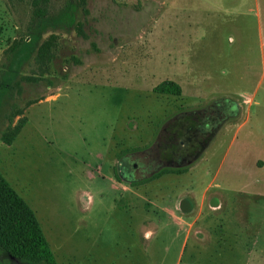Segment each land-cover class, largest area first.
I'll use <instances>...</instances> for the list:
<instances>
[{
    "label": "rangeland",
    "instance_id": "obj_1",
    "mask_svg": "<svg viewBox=\"0 0 264 264\" xmlns=\"http://www.w3.org/2000/svg\"><path fill=\"white\" fill-rule=\"evenodd\" d=\"M32 13L0 0V173L56 262L264 264V0H49ZM163 81L180 95L155 93ZM225 102L235 113L189 162L118 172L177 116ZM0 264L25 263L0 248Z\"/></svg>",
    "mask_w": 264,
    "mask_h": 264
},
{
    "label": "trees",
    "instance_id": "obj_2",
    "mask_svg": "<svg viewBox=\"0 0 264 264\" xmlns=\"http://www.w3.org/2000/svg\"><path fill=\"white\" fill-rule=\"evenodd\" d=\"M49 0H31L33 20L47 16ZM48 51L44 43L38 58L43 60ZM46 58L45 63L51 61ZM21 80H29L22 78ZM153 91L161 95L179 96L180 86L173 81H163L154 87ZM21 126H15L12 133L5 136L3 142L10 145L18 135ZM0 248L9 257L25 264H58L43 236L39 223L27 203L14 191L0 173Z\"/></svg>",
    "mask_w": 264,
    "mask_h": 264
},
{
    "label": "flooded vegetation",
    "instance_id": "obj_3",
    "mask_svg": "<svg viewBox=\"0 0 264 264\" xmlns=\"http://www.w3.org/2000/svg\"><path fill=\"white\" fill-rule=\"evenodd\" d=\"M235 107L225 102L217 103L212 108L201 112L181 114L176 121L166 124L161 138L149 150L142 153L144 157L135 162L121 160L118 172L125 180L154 173L159 167L181 166L189 162L199 149L204 146L212 128L217 126L224 116L235 113ZM170 125V126H169Z\"/></svg>",
    "mask_w": 264,
    "mask_h": 264
},
{
    "label": "crops",
    "instance_id": "obj_4",
    "mask_svg": "<svg viewBox=\"0 0 264 264\" xmlns=\"http://www.w3.org/2000/svg\"><path fill=\"white\" fill-rule=\"evenodd\" d=\"M89 196V195H88ZM89 198H90V196H89ZM91 200V199H90ZM213 202V204L211 205V206H213V207H217V206H220L221 205V202H218L217 200L216 201H212ZM211 202V203H212ZM188 204V203H187ZM184 206V205H183ZM186 206V205H185ZM188 206L190 207V204H188ZM184 211H186V210H184ZM176 219V218H175ZM185 221V220H184ZM189 230H190V224H188V227L187 228H185V232L186 233H189Z\"/></svg>",
    "mask_w": 264,
    "mask_h": 264
}]
</instances>
